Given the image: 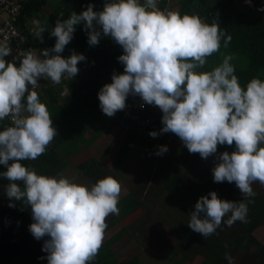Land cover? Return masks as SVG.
Segmentation results:
<instances>
[{"label": "clouds", "instance_id": "9594fccd", "mask_svg": "<svg viewBox=\"0 0 264 264\" xmlns=\"http://www.w3.org/2000/svg\"><path fill=\"white\" fill-rule=\"evenodd\" d=\"M93 9L88 4L79 14L73 11L67 19L58 18L49 32L56 38L54 47L40 55L20 50L8 61L5 57L12 49L0 42V122L10 120L0 130V165L6 167L0 178L8 181L9 200L30 208L32 236L48 237L42 246L47 264H92L103 243L107 218L119 214L122 188L115 178L107 176L87 186L63 175L37 174L22 163L44 155L57 136L35 89L41 79L56 85L78 75V64L86 57L73 51L65 58L61 53L81 24L90 46L98 45L103 36L123 49L117 59L124 71L114 72L112 82L98 92L105 115L113 117L126 108L129 95L138 96L141 108L151 105L163 113L160 133L175 134L190 154L206 160L217 154L218 146L235 145L233 152L216 156L212 179L235 183L244 199L224 200L211 191L195 203L188 227L207 238L222 223L231 227L237 221L247 222L245 200L250 203L256 195L254 183L264 185V80L254 77L242 87L232 63L234 54H224L210 71H198L231 43V35L216 21L209 24L198 15L160 11L157 0H105L102 11ZM45 31V26L37 25L34 37L43 42ZM160 133L149 135L158 139ZM167 151L162 145L156 155ZM225 259L233 264L227 252Z\"/></svg>", "mask_w": 264, "mask_h": 264}, {"label": "trees", "instance_id": "16d2710c", "mask_svg": "<svg viewBox=\"0 0 264 264\" xmlns=\"http://www.w3.org/2000/svg\"><path fill=\"white\" fill-rule=\"evenodd\" d=\"M244 1L159 0L157 6L160 11L172 12L173 10L181 16L198 15L209 24L214 21L218 22L220 28L231 35V43L228 48L221 47L220 52L209 57L204 68L198 71H210L222 62L224 54H234L235 57L245 60V63L240 64L234 59L232 63L235 65V74L238 76L239 83L242 87H246L254 77L264 80V12L257 9L261 4L260 0H251L255 6L253 9L243 4ZM104 3L105 0H25L20 15L23 44L27 49H32L40 55L41 50L54 47L56 38L51 37L49 32L58 18L67 19L73 11L79 14L86 10L88 4L94 5V11H102ZM33 19L39 20L38 25L48 29L43 33V42L34 37L37 26L32 28L29 25ZM87 39V32L83 25H77L73 39L61 53L65 58L73 51L86 57L85 61L78 64L79 73L75 78L70 80L65 77L60 84L56 85H51L50 80L44 79L43 84L35 89L41 102L46 104L53 126L57 130V136L44 155L37 160L22 161L26 167L35 169L37 174L64 176L67 162L58 153L63 154L68 151L65 149L66 145L77 148L81 141L85 146L91 144L114 120L130 128L127 141L121 143L112 166L122 177L129 167L136 147L141 143V136L139 137L135 131L151 132L146 126L139 125L123 116L122 111H118L108 121H105L107 115L99 107L98 92L104 84L112 82L114 72L119 74L124 71L123 65L117 59L123 54V49L110 37L102 36L96 46H90ZM64 88L67 89V93L61 95ZM153 109L151 105H147L146 112L156 117L158 126L162 128L161 115ZM9 124L10 120L0 122V130ZM88 135L89 138L86 139ZM164 141L165 139L156 143L160 147L166 144ZM234 150V144L218 146L217 154L206 159L205 164L208 165L224 151L231 153ZM3 171H6V167L0 165V172ZM76 172L68 179L73 181L77 176H81L92 185L97 180L107 177L106 172L102 171L92 158L79 163ZM7 184L6 179L0 178V264H47V253L42 251V246L48 237L36 240L32 236L29 231V225L33 223L31 210L20 201L9 200L5 192ZM9 203H15V207H9ZM136 208L137 206L133 205L131 210H136ZM126 214L121 213V217H125ZM119 218L118 216L107 221L105 232L116 224ZM254 218L253 223H241L238 229L230 234H223L221 239L214 235L204 238L198 233L188 237L189 246L186 250L189 252L190 259H195L192 264H228L225 259L226 252L231 255L232 261L235 260L237 252V256L239 254L238 264H264V230L258 229L253 232L256 226L259 227L261 219L260 216ZM126 231V228L119 230L115 236L104 241L92 264H141L138 257L118 263L110 251L121 232L126 233ZM249 246L255 247L254 253L249 252ZM185 258L181 261H191Z\"/></svg>", "mask_w": 264, "mask_h": 264}, {"label": "crops", "instance_id": "0c3cea01", "mask_svg": "<svg viewBox=\"0 0 264 264\" xmlns=\"http://www.w3.org/2000/svg\"><path fill=\"white\" fill-rule=\"evenodd\" d=\"M152 107L154 108L153 110L158 111L162 118L163 113L160 111V109L155 106ZM109 118L110 117L107 116L105 121H108ZM113 122H115L117 125L118 123H121L117 121ZM108 126H110V123ZM108 126H106L105 129H107ZM121 126L127 127L122 123ZM105 129L99 134V136L106 132ZM121 129L122 128L116 131L112 136L114 140L119 136L118 134ZM127 129V131L123 132V135L126 137L129 134V128ZM135 132L138 133L139 137L141 136V143L138 147H136L133 158L131 159L127 169V174H130L132 179H130L129 182H125L123 181V178H118L122 192L125 193L120 194V200L118 204L119 213L127 214L125 217L119 218L118 222L112 226L116 227L119 224L115 228L114 232L111 229L112 234L108 237V239L115 236L117 234L116 232L119 230L126 228L127 231L126 233L121 232V235L118 237L117 241L112 244L110 251H112V255H114V258L118 263L129 261L126 260L128 257L117 255L113 249L117 243L126 240L123 241V244H126L130 249H123H126L127 254L133 255V257H138L141 259V256H147L155 262H160V260H164L162 259L164 258V255H169L178 257L177 259L179 260H176V264H192L195 259H190L191 257L188 255L189 252L186 249L187 246H189L188 237L193 236L196 232L192 231L187 224L190 221V213L194 211L197 200L201 196L208 195V193L211 191H215L220 199L229 201L240 202L244 199V197L236 187L235 183H228L227 181L215 183L213 181L212 169L218 162L216 157L214 160H211L208 165L205 164V159L201 158L199 154H193L189 159L184 158L183 160H180V157L177 154L181 147H179L175 141H172L171 138L170 140L164 141L166 144H162L167 146L168 151L163 155L158 156L156 155V152L159 148V145L156 142L163 139H155L151 137L145 130H137ZM170 134L173 135L174 139L177 138L175 134ZM99 136L96 139H98ZM88 138L89 135L86 137V139ZM113 143L114 142L110 141L106 147L103 148L99 142L93 144L91 148L94 149V151L98 154L99 159L105 162L111 159L110 156L114 149ZM121 143L122 142H120L119 147L121 146ZM88 146H85L84 148L87 149ZM84 148H82L80 151L79 146L76 148V146L69 147V145H66L65 149H68V151L63 154L58 153V155L64 158L67 154L69 156L76 154L72 157L75 159L78 153L82 152ZM83 152H85V149ZM115 156L116 155L113 157V162L115 161ZM95 161L101 167L102 171L106 172L105 174L107 176H111V173L104 168L106 166H103V164L97 160ZM69 166L70 160L67 162L65 169H67ZM76 173V171L70 173L69 176H72ZM181 174L184 175V178ZM65 177L68 178L67 175H65ZM80 177L81 176H77L73 182L78 181L77 179ZM165 180L166 182L164 186L163 182ZM170 180L173 183V187H170V184L168 185V181ZM252 187L256 195L252 198H249L251 200L250 203L248 200H245V203L248 204V213L247 222L243 223H253V221H255L254 217L260 216V225L259 227L256 226V228L253 230V232H256L258 229L264 230V185H261L257 182L254 183ZM165 193H174L172 198L174 197L175 201L173 203H170L169 201L168 208L172 207V209L176 210L182 215L179 218L182 220L183 224H180L181 226L179 228L175 223L170 222L171 224L167 223L165 227L161 225V228L158 229L157 224L160 221L159 218L161 215H163L162 210L167 205ZM133 205L137 206L136 210H131ZM114 217H118V215H115ZM114 217H108L106 222ZM139 219H146L145 222H148V225L139 227ZM226 219L227 217H225V220ZM171 221L173 220L171 219ZM241 223L242 222L237 221L231 227H228L226 224L222 223L217 229L216 234H214V237H220L221 239L223 234L227 235L233 230L238 229ZM133 229H136L137 233L136 235L130 236H134V246H136L137 249L133 248L132 242L126 237V235L132 234L131 231ZM171 240L175 243L172 244L170 242ZM132 248L133 251L129 253ZM249 252L254 253L255 247L249 246ZM186 255H188L187 258H185ZM116 256H120L121 258H117ZM236 257L237 252L235 254V258ZM182 258L191 261L182 262ZM173 264L175 263L173 262Z\"/></svg>", "mask_w": 264, "mask_h": 264}, {"label": "rangeland", "instance_id": "374dc122", "mask_svg": "<svg viewBox=\"0 0 264 264\" xmlns=\"http://www.w3.org/2000/svg\"><path fill=\"white\" fill-rule=\"evenodd\" d=\"M158 1L159 0H157V4H158ZM260 2H261V4L259 5V8H257L258 10H260V9H262V8H264V0H260ZM243 4H245V5H247L249 8H251V9H253V8H255V6H254V4L252 3V2H247V0H245L244 2H243ZM158 7V6H157ZM172 8L174 9V5H172ZM159 9V8H158ZM172 12H173V10H172ZM264 12V11H263ZM40 23V21L39 20H36V22H30L29 23V25L30 26H32V28L34 27V26H37L38 24ZM235 60H237V62H239L240 64H242V63H245V60L243 59V58H240V57H235ZM51 85H53V83L51 82L50 83ZM67 92L63 89V91H62V94L61 95H63V94H66ZM114 121V120H113ZM113 121H111L110 122V126H108L107 127V129H105L106 130V132H104V133H102L100 136H99V138L98 139H96L93 143H91L92 145H87L88 146V148L86 149V148H84L85 147V145L82 143V141L81 142H79L78 144H79V149H80V151H81V149L82 148H84L85 149V152H83L84 151V149H83V151L82 152H80V153H78V155L76 156V158L75 159H73L72 157L73 156H75V155H73V156H69L68 154L64 157V160L66 161V162H68L69 160H70V166L67 168V169H65L64 170V174L65 175H67L68 177H70L69 176V174L70 173H73V172H75L76 171V169H77V165L80 163H83L85 160H87V159H89V158H92V159H94V160H97V161H99V162H101V164H103V166H106V167H104L105 169H107V171L108 172H110L111 173V176L113 177V178H115L116 180H118V178L120 177L118 174H117V172H116V170L115 169H113V157H114V155H117V153L116 152H118L117 151V149L119 148V144H120V142H123V143H126V141H127V137L125 136V135H123V132H125V131H127L128 129L127 128H129V127H122L121 126V123H118V125L117 124H115V122H113ZM120 128H122L121 129V131L119 132V136L117 137V139H115L114 140V138L112 137L113 135H114V133L116 132V131H118V130H120ZM130 129V128H129ZM87 135V134H86ZM101 137V138H100ZM170 138H171V140L172 141H175L176 143H177V145L179 146V147H181L180 149H179V152H178V156L180 157V160H183L184 158L185 159H189V158H191L190 156H192L193 154H190L189 153V151L187 150V148H186V146H184L183 145V143L181 142V140L177 137L176 139H174L173 138V135H171V134H168V136L166 137V139L165 140H170ZM110 141H112V142H114L113 143V146H114V149H113V151H112V154H111V159L108 161H105V162H103L102 160H100L99 159V157H98V154L94 151V149H92L91 147L93 146V144H95V143H101V147H103V148H105L106 147V145L110 142ZM84 143H86V142H84ZM90 153H89V152ZM90 155H89V154ZM198 154V153H197ZM115 158H116V156H115ZM109 162V163H108ZM182 162V161H181ZM137 167V166H136ZM175 167H176V165H175ZM64 175V176H65ZM182 175V177L184 178V175L183 174H181ZM120 178H123V181H125V182H129V180L130 179H132L131 177H130V174H127V171H126V173H125V175H123L122 177H120ZM183 178H182V180H183ZM78 181H76L75 183H77L78 182V184H82V185H87V186H91V183L90 182H88V181H86V178H84V177H80L79 179H77ZM165 182H166V180L163 182V185L165 186ZM170 184V187H173V183H172V181L170 180V181H168V185ZM121 193L122 194H125V193H123L122 191H121ZM174 195V193H172V194H168V193H165V198L167 199V205H166V207L162 210V214L163 215H161V217L159 218V222H158V229H160L161 228V225L163 226V227H165L166 226V224L168 223V224H171L170 222H172V223H175L176 224V226L179 228L181 225L180 224H183V222H182V220L179 218V217H181L182 215L180 214V213H178L176 210H174V209H172V207L171 208H168V203H169V201H170V203H173L174 201H175V198L173 197L172 198V196ZM143 202V201H142ZM115 215H111V216H109V217H114ZM118 216L121 218V213H119L118 214ZM137 217V216H136ZM149 217H150V215H149ZM142 218V217H141ZM151 219V218H150ZM171 219L173 220V221H171ZM137 220H138V218H137ZM141 221V222H140ZM146 221V219H139V227H141V226H145V225H148V222H145ZM134 222H135V220H134ZM128 223V222H127ZM146 223V224H145ZM119 225V224H118ZM117 225V226H118ZM116 226V227H117ZM116 227H112V228H110L109 230H107L106 232H105V234H104V239H103V242L104 241H106L107 239H108V237L112 234V232H111V229H112V231L114 232V230H115V228ZM131 233L132 234H129V235H126V237H127V239H129L131 242H132V245H133V248H135V249H137V247L136 246H134V236L133 237H131L130 235H136V233H137V230L136 229H133L132 231H131ZM139 239H140V237H139ZM123 241H126V240H123ZM123 241H121V242H119V243H117L116 244V246L113 248L114 250H115V252H116V254L117 255H120V256H126V257H128L126 260H130V259H132L131 257H133V255H129V254H127V250L126 249H130L126 244H123ZM172 244H174L175 242L174 241H170ZM123 248H126V249H123ZM133 248L130 250V252L129 253H131L132 251H133ZM175 249H176V246H175ZM120 256H116L117 258H121ZM177 258L178 257H173V256H169V255H164V258H162V259H164L163 261L162 260H160V262H155V261H153V260H151L149 257H147V256H141V259H140V261H141V264H173V262L176 264V260H177ZM239 259H238V256L235 258V260L233 261V264H238V261Z\"/></svg>", "mask_w": 264, "mask_h": 264}, {"label": "built area", "instance_id": "2783aa9c", "mask_svg": "<svg viewBox=\"0 0 264 264\" xmlns=\"http://www.w3.org/2000/svg\"><path fill=\"white\" fill-rule=\"evenodd\" d=\"M25 0H0V42H6L12 49V54L5 57L6 60L12 61L20 50H28L23 44L24 38L20 29V15L22 12L23 2ZM36 22V20H32ZM19 66V61H15ZM39 81V85L43 84ZM67 91L66 88H64ZM141 99L138 96L129 95L126 101V108L122 110V115L130 118L139 125L146 126L151 131L160 133L161 127L158 126L156 117L147 114V105L141 108ZM168 133H160L158 139H166Z\"/></svg>", "mask_w": 264, "mask_h": 264}]
</instances>
